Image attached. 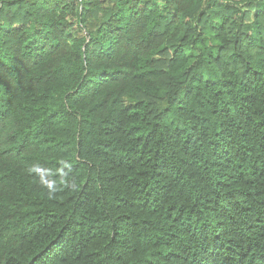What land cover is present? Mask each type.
<instances>
[{
  "label": "trees",
  "instance_id": "trees-1",
  "mask_svg": "<svg viewBox=\"0 0 264 264\" xmlns=\"http://www.w3.org/2000/svg\"><path fill=\"white\" fill-rule=\"evenodd\" d=\"M0 264H264V0H0Z\"/></svg>",
  "mask_w": 264,
  "mask_h": 264
}]
</instances>
